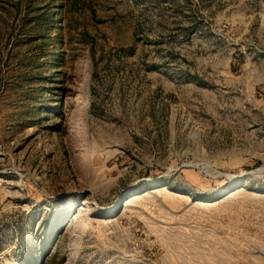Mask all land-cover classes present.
I'll list each match as a JSON object with an SVG mask.
<instances>
[{"label":"rangeland","instance_id":"1","mask_svg":"<svg viewBox=\"0 0 264 264\" xmlns=\"http://www.w3.org/2000/svg\"><path fill=\"white\" fill-rule=\"evenodd\" d=\"M0 264H264V0H0Z\"/></svg>","mask_w":264,"mask_h":264}]
</instances>
